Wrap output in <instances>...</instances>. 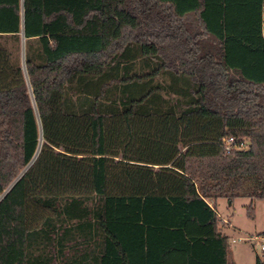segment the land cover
<instances>
[{
    "label": "trees",
    "instance_id": "16d2710c",
    "mask_svg": "<svg viewBox=\"0 0 264 264\" xmlns=\"http://www.w3.org/2000/svg\"><path fill=\"white\" fill-rule=\"evenodd\" d=\"M221 198L264 201V0H0V264H233Z\"/></svg>",
    "mask_w": 264,
    "mask_h": 264
},
{
    "label": "rangeland",
    "instance_id": "374dc122",
    "mask_svg": "<svg viewBox=\"0 0 264 264\" xmlns=\"http://www.w3.org/2000/svg\"><path fill=\"white\" fill-rule=\"evenodd\" d=\"M228 200H217V212L225 220L231 221V227L225 230L229 235V260L237 264H255L256 256L261 257V244L263 237L260 235L264 227L263 203L254 204L253 217L248 215L249 199L237 198L233 205L228 206Z\"/></svg>",
    "mask_w": 264,
    "mask_h": 264
},
{
    "label": "crops",
    "instance_id": "0c3cea01",
    "mask_svg": "<svg viewBox=\"0 0 264 264\" xmlns=\"http://www.w3.org/2000/svg\"><path fill=\"white\" fill-rule=\"evenodd\" d=\"M248 199V198H247ZM236 200V199H235ZM235 200H233L232 202H228V206H232L233 205V202L235 201ZM250 201V200H249ZM258 201H261V200H258ZM255 202H257V201H254V202H249V205H251L252 206V213H251V217H253V214H254V204H255ZM262 203H263V210H264V201H261ZM210 205H211V203H210ZM248 205V206H249ZM213 207L215 208V212H216V214H217V216H218V218H219V220H220V222H221V232L222 233H224L227 237H228V239H229V235H227L226 234V232H225V230L227 229V228H229V227H231V221L228 219V220H225V219H223V218H221L220 216H219V214H218V212H217V210H216V208H217V201L213 204ZM263 229H264V227H263ZM263 229H262V231H263ZM261 231V232H262ZM260 232V233H261ZM263 243H264V239H263ZM262 243V244H263ZM231 261V260H230ZM231 263H233V264H237L236 262H234V261H231Z\"/></svg>",
    "mask_w": 264,
    "mask_h": 264
},
{
    "label": "built area",
    "instance_id": "2783aa9c",
    "mask_svg": "<svg viewBox=\"0 0 264 264\" xmlns=\"http://www.w3.org/2000/svg\"><path fill=\"white\" fill-rule=\"evenodd\" d=\"M224 144H225V150L227 152L229 151H232V150H243L246 148V145L244 143H241L239 145H234L233 144V139L232 138H227L225 141H224ZM261 252H262V255H261V259L264 260V243L261 244Z\"/></svg>",
    "mask_w": 264,
    "mask_h": 264
},
{
    "label": "water",
    "instance_id": "95a60500",
    "mask_svg": "<svg viewBox=\"0 0 264 264\" xmlns=\"http://www.w3.org/2000/svg\"><path fill=\"white\" fill-rule=\"evenodd\" d=\"M23 171H24V170H23ZM23 171H22V172H23ZM22 172H21V173H22ZM17 178H18V177H17ZM15 180H16V179H15ZM15 180H14V181H15Z\"/></svg>",
    "mask_w": 264,
    "mask_h": 264
}]
</instances>
